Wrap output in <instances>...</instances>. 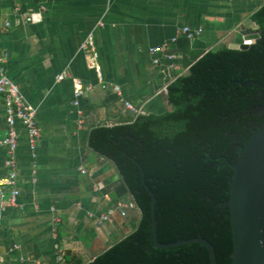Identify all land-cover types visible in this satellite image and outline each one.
Wrapping results in <instances>:
<instances>
[{"label":"crops","instance_id":"crops-1","mask_svg":"<svg viewBox=\"0 0 264 264\" xmlns=\"http://www.w3.org/2000/svg\"><path fill=\"white\" fill-rule=\"evenodd\" d=\"M262 3L0 0V52L41 128L34 157L17 123L19 195L10 205L11 187H4L0 264H88L134 231L141 211L129 191L121 196L124 182L115 162L90 147L91 130L172 110L167 86L187 73L184 62L257 33L251 16ZM16 5L27 14L40 11V18L26 22ZM185 26L202 32L188 38L180 33ZM90 36L95 62L82 47ZM169 53L180 69L170 66ZM5 134L0 105V142ZM6 157L0 144V179L8 175Z\"/></svg>","mask_w":264,"mask_h":264},{"label":"trees","instance_id":"trees-1","mask_svg":"<svg viewBox=\"0 0 264 264\" xmlns=\"http://www.w3.org/2000/svg\"><path fill=\"white\" fill-rule=\"evenodd\" d=\"M251 20L260 36L248 49L225 46L184 62L187 73L167 86L172 110L91 130L90 147L115 162L120 194H132L141 219L88 264H211L198 242L154 246L151 192L160 243L203 237L217 264H232L231 164L264 123V0Z\"/></svg>","mask_w":264,"mask_h":264},{"label":"water","instance_id":"water-1","mask_svg":"<svg viewBox=\"0 0 264 264\" xmlns=\"http://www.w3.org/2000/svg\"><path fill=\"white\" fill-rule=\"evenodd\" d=\"M259 36L258 32L249 35L243 43L232 44L229 48L248 49ZM259 85L264 88V85ZM231 168L233 177L228 206L233 234L232 264H264V123L257 128ZM151 196L154 246L169 248L198 242L207 247L211 264H217L213 245L203 237L173 243L159 242L154 210L156 199L152 192Z\"/></svg>","mask_w":264,"mask_h":264},{"label":"built area","instance_id":"built-area-1","mask_svg":"<svg viewBox=\"0 0 264 264\" xmlns=\"http://www.w3.org/2000/svg\"><path fill=\"white\" fill-rule=\"evenodd\" d=\"M16 12L21 13L25 17L26 22H34L40 18V11H32L29 14L23 13L20 5H16ZM10 23L6 22V26ZM202 29H191L185 26L181 29L180 33L186 34L188 38H194L200 34ZM83 50L89 53L91 59L95 62L97 58V52L95 50L94 41L90 36L82 45ZM163 50V47L151 48L150 52L154 55L157 52ZM166 57L171 61L170 66L173 69H180L181 66L177 63L176 55L169 53ZM159 58L153 56V63L158 64ZM7 54L0 52V105L4 107V116L6 120V134L1 140L0 144L6 148V161L5 165L8 169V175L4 179H0V209L4 205L5 200V186H10V196L8 203L15 205L17 197L19 195V189L17 188V161L16 153L18 149L19 131L17 123L20 122L23 129L26 132L28 145L32 152V156L36 155L37 142L41 136V128L38 125L35 109L26 101L25 97L19 90L18 85L10 78L7 72ZM65 73L58 75V80L64 79ZM115 90L120 93L119 87H115ZM124 214V213H123ZM102 220L108 219L107 215L101 217Z\"/></svg>","mask_w":264,"mask_h":264}]
</instances>
